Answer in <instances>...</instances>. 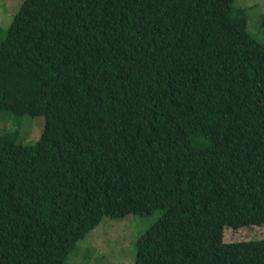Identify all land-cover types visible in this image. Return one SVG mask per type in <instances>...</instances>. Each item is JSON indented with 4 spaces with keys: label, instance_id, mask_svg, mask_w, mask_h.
Wrapping results in <instances>:
<instances>
[{
    "label": "trees",
    "instance_id": "1",
    "mask_svg": "<svg viewBox=\"0 0 264 264\" xmlns=\"http://www.w3.org/2000/svg\"><path fill=\"white\" fill-rule=\"evenodd\" d=\"M234 0H23L0 39V264H65L160 217L135 264H264V44ZM264 24V18H263Z\"/></svg>",
    "mask_w": 264,
    "mask_h": 264
},
{
    "label": "rangeland",
    "instance_id": "2",
    "mask_svg": "<svg viewBox=\"0 0 264 264\" xmlns=\"http://www.w3.org/2000/svg\"><path fill=\"white\" fill-rule=\"evenodd\" d=\"M23 0H0V39ZM233 7L245 9L246 30L264 44V0H234ZM43 116L0 113V135L12 132L16 142L30 144L39 138ZM162 209L149 215L127 214L122 218L104 216L101 222L77 243L65 264H135V241L156 221Z\"/></svg>",
    "mask_w": 264,
    "mask_h": 264
}]
</instances>
